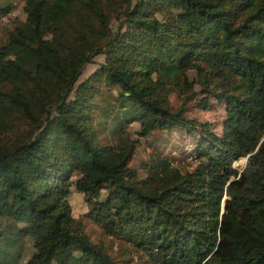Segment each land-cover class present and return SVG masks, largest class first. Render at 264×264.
<instances>
[{"label":"trees","instance_id":"trees-1","mask_svg":"<svg viewBox=\"0 0 264 264\" xmlns=\"http://www.w3.org/2000/svg\"><path fill=\"white\" fill-rule=\"evenodd\" d=\"M17 2L0 43V264H264V0H0V27ZM213 101L217 119L189 115ZM175 132L180 155L162 147ZM71 186L123 256L72 214Z\"/></svg>","mask_w":264,"mask_h":264},{"label":"rangeland","instance_id":"rangeland-1","mask_svg":"<svg viewBox=\"0 0 264 264\" xmlns=\"http://www.w3.org/2000/svg\"><path fill=\"white\" fill-rule=\"evenodd\" d=\"M25 17V12L22 7V2H17L12 10L11 13L3 17V26L0 27V43L4 41L5 39V30L4 26L6 27H11L13 25V22L18 21V20H23ZM101 56L96 57V61L101 60ZM96 67V63H88L84 67L83 74L81 75V79L86 77L88 74H90L94 68ZM190 75H193V72H190ZM223 111L221 108V103L213 101L212 105L208 107L207 109L203 108H193L189 111V115L193 116L197 119L200 120H215L218 117L222 115ZM138 124L135 122L131 125L130 127V136L132 138L138 137V135L134 132V129L137 128ZM218 129V128H217ZM138 143L136 144L132 159L130 161V165L133 167H136L140 169V163L143 161L146 156L149 153V147L147 144V139L144 137H139L138 138ZM186 142V139L182 136L177 134L175 132L174 134L170 135V140L167 141L166 145H163L162 147L165 148V151H169L172 153H175V155H180L178 152V148L176 147H181ZM185 162L189 161V158H185L183 160ZM246 162V157L243 156L240 159L236 160L233 164L236 168L242 169L244 167ZM141 173V172H140ZM69 202L72 207V214L76 217H81L83 221L85 222V229L86 232L89 234L92 240L95 242H104L105 245L108 246V249L111 253L123 256V251L127 250L125 248L126 244L117 238H112L105 236L101 228L93 222L91 219L85 217L87 209V204L84 200V196L81 192H78L74 186H71L70 188V193L68 195ZM27 243V248H26V254L30 253V244ZM131 258L132 259H138V255L135 252L131 253Z\"/></svg>","mask_w":264,"mask_h":264},{"label":"water","instance_id":"water-1","mask_svg":"<svg viewBox=\"0 0 264 264\" xmlns=\"http://www.w3.org/2000/svg\"><path fill=\"white\" fill-rule=\"evenodd\" d=\"M224 209H225V205H224V203H223V211H224Z\"/></svg>","mask_w":264,"mask_h":264}]
</instances>
